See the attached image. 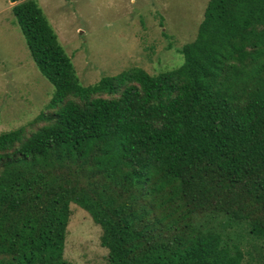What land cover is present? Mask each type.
<instances>
[{
  "label": "trees",
  "instance_id": "1",
  "mask_svg": "<svg viewBox=\"0 0 264 264\" xmlns=\"http://www.w3.org/2000/svg\"><path fill=\"white\" fill-rule=\"evenodd\" d=\"M7 1L54 94L0 133V264H70L71 204L108 264L264 260V0H208L181 66L90 86L37 2Z\"/></svg>",
  "mask_w": 264,
  "mask_h": 264
},
{
  "label": "rangeland",
  "instance_id": "2",
  "mask_svg": "<svg viewBox=\"0 0 264 264\" xmlns=\"http://www.w3.org/2000/svg\"><path fill=\"white\" fill-rule=\"evenodd\" d=\"M83 86L132 68L151 75L178 68L179 50L194 40L208 0H35ZM0 0V133H27L50 112L53 86L30 57L11 12ZM64 259L70 264H108L101 230L78 206L70 205ZM251 242V241H250ZM247 242L243 264H264ZM258 245H260L258 243ZM264 256V249L262 251Z\"/></svg>",
  "mask_w": 264,
  "mask_h": 264
}]
</instances>
